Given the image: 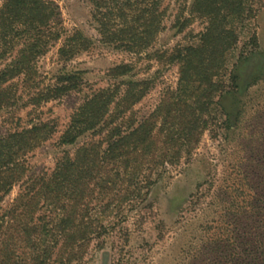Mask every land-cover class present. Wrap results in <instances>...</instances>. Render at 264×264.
Returning <instances> with one entry per match:
<instances>
[{
  "label": "rangeland",
  "instance_id": "rangeland-1",
  "mask_svg": "<svg viewBox=\"0 0 264 264\" xmlns=\"http://www.w3.org/2000/svg\"><path fill=\"white\" fill-rule=\"evenodd\" d=\"M48 1L57 9L58 22L50 18L42 31L46 45L32 59L34 73L23 83L16 76L0 82V134L38 120L54 124V131L27 154L26 175L33 176L49 175L66 153L73 154L82 142L93 138L89 130L71 144L58 142L84 96L97 87L117 82L108 75L111 66L126 63L132 67V79L150 78L149 88L131 109L133 118L139 120L155 108L166 88L175 86L178 67L168 61V51L196 43L207 22L199 11L193 10L194 0H162L159 26L152 39L142 32L145 46L126 51L103 41L98 24L102 14L96 13L94 0ZM2 3L0 0V6ZM243 3L249 10H244L245 18L233 23L237 42L222 58L219 78L224 90L215 94V101L202 112L207 123L192 151L183 153L176 163L157 167L152 174L154 181L148 186V151H140L142 166L135 175V180L142 182L138 197L133 194L134 182L121 184L120 175L114 178L111 174L113 182L109 185L102 181L108 188L102 187L100 179L97 184L86 181L83 202L89 211L83 207L84 220L87 215L92 216L106 229L90 240L80 264H230L232 255L246 261L247 245L239 244L233 249L227 237L233 230L241 239L247 237L243 234L249 228L247 219L263 218L264 0ZM123 9L130 11L126 6ZM134 14L129 12L128 18ZM146 16L139 21L144 22ZM121 21L117 18L115 27H121ZM136 23L128 20L126 25ZM221 24L228 25L226 21ZM143 26L142 23L139 29ZM75 31L82 35L80 42L87 38V47L78 45L82 47L71 56H59L61 43ZM55 33L59 36L56 40ZM17 38L0 41V70L15 58L20 45ZM76 69L82 71L77 90L39 104L27 100L42 86L54 83L59 71ZM129 75L124 79H131ZM137 153L130 152V156ZM119 171L126 179L128 175L134 177L130 168L124 171L117 166L116 172ZM99 177L102 176L96 178ZM18 190L16 184L3 197L0 212L9 206ZM215 237L224 239L220 256L211 249Z\"/></svg>",
  "mask_w": 264,
  "mask_h": 264
},
{
  "label": "trees",
  "instance_id": "trees-1",
  "mask_svg": "<svg viewBox=\"0 0 264 264\" xmlns=\"http://www.w3.org/2000/svg\"><path fill=\"white\" fill-rule=\"evenodd\" d=\"M131 1L94 0L96 13L102 14L98 24L103 41L126 51L145 46L142 32L152 39L163 10L162 0ZM144 1L148 2L141 4ZM47 2L3 0L0 41L6 43V38L19 37L20 45L15 58L0 70V82L16 76L23 83L34 73L32 59L46 45L42 31L50 18L58 22L56 7ZM124 6L129 12H135L132 18H128L129 12ZM192 8L207 22L199 31L196 43L168 51V61L178 67L175 86L166 88L155 108L143 118L135 120L131 109L149 88L150 78L132 79L133 74L129 75L132 67L119 63L108 70V75L117 82L97 87L84 96L71 113L58 142L71 144L89 130L93 138L82 142L73 154L66 153L49 175H26L27 154L54 131L53 123L38 120L0 134V201L14 185L19 188L9 206L0 212V264H80L90 240L106 229L104 223L92 216L87 215L88 219L84 220V209L89 211L87 203L83 202L86 181L97 184L100 179L102 187L108 188L109 182H113L111 174L114 178L120 175L121 184L134 182L133 194L138 197L141 193L138 186L142 182L135 178L142 166L140 151H148L146 160L150 174L146 175V186L153 183L152 174L157 167L167 162L176 163L183 153L192 151L207 123L202 112L215 101L214 95L224 90L219 78L222 58L238 39L233 23L245 18L244 10H249L243 0H194ZM144 14L146 18L140 22ZM117 18H122L121 27H115ZM128 20L137 23L126 25ZM224 21L228 25L223 26ZM142 23L144 26L139 29ZM54 36L55 40L59 38L58 33ZM81 39L82 35L76 31L64 39L58 48L59 56H71L82 47L78 45L86 48L87 38L80 42ZM81 72L80 69L59 71L54 83L42 86L27 100L39 104L77 90ZM128 75L131 79L125 80ZM2 103L0 99V107ZM111 104L113 108L109 107ZM130 152L139 153L131 157ZM117 166L124 171L130 168L134 177L124 178L120 171L116 172ZM98 176L102 177L96 178ZM103 180L108 185L103 184ZM262 200L263 218L247 219L249 228L243 232L247 237L241 239L234 228L227 237L233 249L239 244L247 245L246 261L232 255L230 264H264V196ZM219 240L215 237L211 246L215 256H220L224 245V239Z\"/></svg>",
  "mask_w": 264,
  "mask_h": 264
}]
</instances>
